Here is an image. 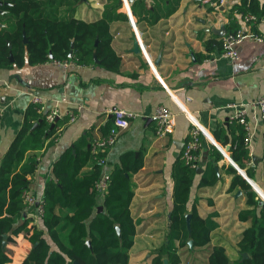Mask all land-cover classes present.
Instances as JSON below:
<instances>
[{
    "label": "crops",
    "instance_id": "crops-1",
    "mask_svg": "<svg viewBox=\"0 0 264 264\" xmlns=\"http://www.w3.org/2000/svg\"><path fill=\"white\" fill-rule=\"evenodd\" d=\"M121 1L119 11L125 12L128 19L111 23L115 31L111 44L121 57L118 70L105 69L97 62H73L63 66L53 61L29 63L27 60L21 65L0 67V160L21 128L33 93L42 95L46 107L57 106L62 112L75 114L54 141L49 142L50 138H47L44 146L37 150V164L29 183V192L37 198L42 197L46 181L53 176L52 164L63 150L82 135L89 143L94 137L104 135L101 127L113 119L112 109L134 112L136 116L130 120L129 126L108 149L103 170L110 171L125 151L142 156V167L131 176L130 211L141 221L137 224L129 253L132 264H149V253L165 242L172 208V165L188 137L190 118L194 119L200 128L201 170L213 145L222 151L223 157L215 167L218 173L215 184L198 189L196 177L190 188L188 208L195 201L201 214L210 209L217 210L219 225L213 231L211 242L214 235H219L215 237L224 239L221 242L230 260H234L239 255L237 238L231 243L227 235L236 227L240 233L247 225L236 218V211L244 205V198L235 195L237 188L227 191L231 178L219 165H235L229 155V146L238 134L237 124L242 125L235 115L242 112L251 127V138L246 145L251 161L252 156L258 159L252 165L247 162L251 166V176L244 168L237 171L251 186L264 193V118L255 103L264 94V33L260 39L250 35L240 39L235 44L238 58L220 57L222 35L213 29L223 26L227 33L234 24L236 29L246 28L240 16L231 9L236 0H224L223 4L216 6L203 5L201 0H179L171 14L155 20L152 0H144L145 10L140 16L132 14V0ZM105 2H77L74 16L95 19L101 15ZM0 23H4L3 19ZM253 31L259 33L260 30L255 27ZM135 39L142 42V49L152 65L142 50L133 49ZM158 55V63L154 64ZM158 104L168 106L174 113V127L164 137L155 135L151 116ZM179 106L187 109L188 116ZM204 197L211 198L213 205L202 200ZM97 200L101 203V194ZM33 208L26 207L27 215L32 214ZM28 246L29 241L19 233L16 243L10 247L11 261L8 264H14L15 258L21 251V255L25 254ZM229 248L234 253L237 251L236 256L229 254ZM21 255L18 258L22 260ZM141 257L143 261H139Z\"/></svg>",
    "mask_w": 264,
    "mask_h": 264
},
{
    "label": "trees",
    "instance_id": "trees-1",
    "mask_svg": "<svg viewBox=\"0 0 264 264\" xmlns=\"http://www.w3.org/2000/svg\"><path fill=\"white\" fill-rule=\"evenodd\" d=\"M152 1L154 20L171 14L179 2ZM77 2L0 0L3 10L0 20L4 22L0 27V67L21 65L26 60L39 63L71 59L78 64H92L95 63L94 52L99 66L118 70L121 57L111 44L115 32L111 23L128 19L125 12L119 11L122 1L106 0L101 15L92 20L74 16ZM144 5V0H132V14L140 16L145 10ZM231 9H237L240 14L249 12L264 17V0H236ZM236 28L234 24L231 31ZM23 31L26 42L23 41ZM71 42L72 56L68 57ZM38 119L37 125L31 129ZM112 120H107L101 127L103 134L113 125ZM67 122L68 117L64 116L51 127L31 104L17 136L0 160V264L11 261L10 247L16 243L19 233L30 243L20 264H132L129 251L141 219L135 218L130 211L131 176L142 167L141 155L136 156L132 151L120 155L109 171L107 187L99 203L97 197L100 194L94 188V181L103 168L99 158L104 157L107 150L92 153L91 144L82 135L53 162V176L46 181L43 190L42 214L37 217L34 211L31 215L25 211L30 205L24 199V192L29 189L36 168L37 150L44 146L47 138H50L49 142L54 141L52 136L56 128ZM237 127L238 134L229 146V155L235 165L229 163L219 167L231 178L227 191L240 189L238 197L244 198V205L236 211V218L247 223L237 236L238 257L230 260L221 240L211 242L213 231L219 225L216 209L201 214L195 201L188 208L190 188L196 177L198 189L213 185L218 179L215 167L223 153L213 145L200 172L196 171L201 167L200 161L197 167H190L182 157V151L174 160L171 170L172 208L165 242L149 253V264H164L163 258L168 264H180L185 252L203 254L202 260L194 259L195 264H264V200L237 171L244 168L251 176V166L247 165L251 156L243 142V127L241 124ZM262 166L264 177V154ZM202 200L213 205L209 197ZM98 205H102V210L97 211ZM187 212L191 213L189 230L185 219ZM3 234H6L4 247ZM189 238L192 239V248L187 242ZM242 252L247 256L242 258Z\"/></svg>",
    "mask_w": 264,
    "mask_h": 264
},
{
    "label": "built area",
    "instance_id": "built-area-1",
    "mask_svg": "<svg viewBox=\"0 0 264 264\" xmlns=\"http://www.w3.org/2000/svg\"><path fill=\"white\" fill-rule=\"evenodd\" d=\"M203 5H219L223 4L224 0H201ZM234 14L240 16L243 23L245 24L246 28H238L235 31L224 33L221 36V51L220 57H227L231 59L238 58V51L235 47V44L240 41L246 35L254 36L257 39H260L262 33H264V17L257 16L254 13H239V11L234 9ZM259 28V33L257 31H253V28ZM138 41H140L138 39ZM140 50L143 51L144 57L147 61L151 64L150 59L146 55L145 51L142 49L143 44L140 41ZM56 64H60L63 66H68L73 61L71 59H59L53 61ZM152 65V64H151ZM260 114L264 118V94L259 96L255 101ZM31 104L33 105L37 114H40L44 117V119L48 123H55L57 119L62 118L64 116L68 117V122L72 121L75 118L74 113H67L62 112L57 106L53 107H46L45 101L42 95L38 93H33L31 95ZM180 110L188 116L187 109L179 106ZM113 116V125L104 135H99L94 137L91 141V151L92 153H96L97 151H104L107 150L115 143L121 131L126 129L129 126L130 120L136 116V114L132 111L123 109V108H114L111 110ZM152 119L154 120V131L157 137H164L169 132L172 131L175 123L174 113L169 109L168 106L164 104H158L153 113ZM235 118L242 123L244 128V138L243 142L245 145L249 144L251 138V127L248 121L243 116L242 112H238L235 115ZM0 121H1V113H0ZM191 127L189 130L188 137L183 145L182 149V157L184 158L185 162L189 164L190 167H197L198 161L200 160V148H201V141H200V128L198 123L190 118ZM64 125H61L56 128L53 138L54 140L57 138L58 134L62 130ZM106 151V153H107ZM99 162L102 163L103 167L106 163V154L104 157L99 158ZM251 159L248 163H251ZM109 178V171H105L102 168L100 175L94 181V188L97 190L98 194H103L107 187V181ZM255 192H257L258 196L264 200V193L259 190L257 187L253 186ZM261 191V192H260ZM24 199L33 208V213L39 217L42 214V197L37 198L35 195L29 192V189L24 192Z\"/></svg>",
    "mask_w": 264,
    "mask_h": 264
},
{
    "label": "water",
    "instance_id": "water-1",
    "mask_svg": "<svg viewBox=\"0 0 264 264\" xmlns=\"http://www.w3.org/2000/svg\"><path fill=\"white\" fill-rule=\"evenodd\" d=\"M83 1H85V0H78L79 3H80V2H83ZM127 1L129 2L130 0H127ZM2 12H3V10L0 9V13H2ZM3 25H4V23H0V27L3 26ZM213 31H214L215 33H217L218 35H223V34L225 33L226 30H225V28H224L223 26H221V27L218 28V29H213ZM23 41H24V42L27 41V37H26L24 31H23ZM72 46H73V42H71V44H70V49L68 50V57H71V56H72ZM133 49H134L135 51H138V50L140 49V48H139V44H138V40H137V39L134 40V47H133ZM49 56L51 57V55H49ZM159 57H160V55H158L157 59L154 61V64H157V63H158ZM11 59H12V58H11ZM93 59H94L95 62H98V61H99V60L97 59V57H96V55H95L94 52H93ZM37 123H38V121L35 122V123L32 125L31 129H33V128L37 125ZM53 124H54V123H51L50 126L52 127ZM257 159H258V157L252 156V163H251V165H252V164H255L256 161H257ZM216 170H217V168H216ZM196 171H197V172H200V171H201V168H200V167H197V168H196ZM240 193H241V190L238 189V190L236 191L235 195H239ZM259 198H260V197H259ZM260 199L263 200L262 198H260ZM99 210H102V205H98V206H97V211H99ZM190 217H191V213H190V212H187V213L185 214V219H186V225H187L188 230L190 229ZM115 229H116L117 233L119 234L120 230H119L118 225L115 226ZM3 237H4V240L2 241V247L5 246V242H6V241H5L6 234H3ZM86 242H87L88 244H90V242H89L88 239L86 240ZM187 242H188L189 247L192 248V239L189 238ZM246 256H247V253H246V252H242V253H241V257H242V258H244V257H246ZM163 263H164V264H168L166 258H163Z\"/></svg>",
    "mask_w": 264,
    "mask_h": 264
},
{
    "label": "rangeland",
    "instance_id": "rangeland-1",
    "mask_svg": "<svg viewBox=\"0 0 264 264\" xmlns=\"http://www.w3.org/2000/svg\"><path fill=\"white\" fill-rule=\"evenodd\" d=\"M252 188H253V185H252ZM257 194V192H256ZM258 195V194H257ZM240 229L238 227L235 228L234 232L233 233H230L228 234L227 236V239L232 243L234 241H236V238H237V235L239 234L238 231ZM236 232V233H235ZM215 236L217 237H220L219 235H214L213 238L214 240L213 241H216V240H219V238H216ZM216 239V240H215ZM222 241H224V239H221ZM160 241V240H159ZM158 241V242H159ZM153 243V242H152ZM151 243V244H152ZM30 244V243H29ZM29 247V246H28ZM149 249H151L152 247H148ZM146 249V248H144ZM237 250V249H236ZM147 250H145V253H146ZM149 251V250H148ZM228 252L231 256H236L237 254V251H235V253L232 251V249H228ZM22 251L19 253L18 257L21 255ZM24 254V253H23ZM23 254L21 256H23ZM16 257L15 259V263L14 264H18L19 260H21V257L18 258ZM144 258V255L142 256ZM139 258V261H143V258ZM199 259V260H202L203 258V254L201 252H185L183 255H181V261H180V264H195V261L194 259ZM17 261V262H16Z\"/></svg>",
    "mask_w": 264,
    "mask_h": 264
}]
</instances>
